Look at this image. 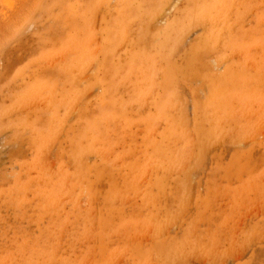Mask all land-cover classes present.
Here are the masks:
<instances>
[{"label": "rangeland", "instance_id": "obj_1", "mask_svg": "<svg viewBox=\"0 0 264 264\" xmlns=\"http://www.w3.org/2000/svg\"><path fill=\"white\" fill-rule=\"evenodd\" d=\"M0 264H264V0H0Z\"/></svg>", "mask_w": 264, "mask_h": 264}]
</instances>
